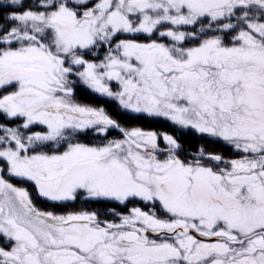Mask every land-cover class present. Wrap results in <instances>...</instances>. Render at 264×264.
Masks as SVG:
<instances>
[{
  "label": "snow or ice",
  "instance_id": "obj_1",
  "mask_svg": "<svg viewBox=\"0 0 264 264\" xmlns=\"http://www.w3.org/2000/svg\"><path fill=\"white\" fill-rule=\"evenodd\" d=\"M0 264H264V0H0Z\"/></svg>",
  "mask_w": 264,
  "mask_h": 264
}]
</instances>
